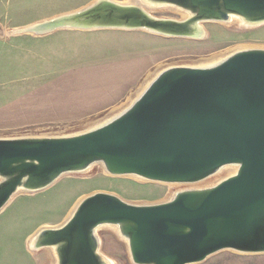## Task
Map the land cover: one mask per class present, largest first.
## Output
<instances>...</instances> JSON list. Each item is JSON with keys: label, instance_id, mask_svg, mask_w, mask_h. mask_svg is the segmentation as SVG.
Masks as SVG:
<instances>
[{"label": "water", "instance_id": "1", "mask_svg": "<svg viewBox=\"0 0 264 264\" xmlns=\"http://www.w3.org/2000/svg\"><path fill=\"white\" fill-rule=\"evenodd\" d=\"M136 1L94 0L21 31L105 28L197 39L203 22H264V0ZM145 5L181 17H156ZM200 62L160 69L129 103L83 131L0 137V211L17 193L96 163L110 175L192 184L143 204L93 191L62 223L38 228L31 249H49L53 264H112L97 234L109 227L133 264H194L220 250L264 253V48ZM229 167V175L202 184Z\"/></svg>", "mask_w": 264, "mask_h": 264}, {"label": "rangeland", "instance_id": "2", "mask_svg": "<svg viewBox=\"0 0 264 264\" xmlns=\"http://www.w3.org/2000/svg\"><path fill=\"white\" fill-rule=\"evenodd\" d=\"M91 1L94 0H0V137L73 134L89 128L110 113V109H106L82 118L56 121L30 117L31 114L22 109L23 101L63 72L96 63L147 56L149 68L132 81L126 95L116 103L118 105L159 63L167 62L169 66L195 64L201 57L224 53L231 48H264V22L249 27L237 23L203 22L205 36L197 39L169 38L147 30L105 28H65L41 34L21 31ZM150 13L156 17H181L171 9H156ZM71 129L74 130L69 131ZM71 174H63L45 189L17 193L0 211V264H53L49 249L34 251L30 248L27 243L30 236L38 228L62 223L76 200L93 191L114 193L124 201L143 204L165 201L178 189L192 185L110 175L100 163L92 165L87 173ZM215 179L210 177L202 184ZM97 234L100 253L111 259L112 264H133L126 242L113 229L100 227ZM194 264H264V253L220 250Z\"/></svg>", "mask_w": 264, "mask_h": 264}, {"label": "crops", "instance_id": "3", "mask_svg": "<svg viewBox=\"0 0 264 264\" xmlns=\"http://www.w3.org/2000/svg\"><path fill=\"white\" fill-rule=\"evenodd\" d=\"M149 66V58L145 56L63 72L25 97L22 109L30 117L51 121L98 114L116 105L132 81Z\"/></svg>", "mask_w": 264, "mask_h": 264}, {"label": "bare ground", "instance_id": "4", "mask_svg": "<svg viewBox=\"0 0 264 264\" xmlns=\"http://www.w3.org/2000/svg\"><path fill=\"white\" fill-rule=\"evenodd\" d=\"M124 2L123 3H138L136 0H123ZM140 4H142V2L140 1ZM144 8L148 11V12H152V11H155V9H151L150 7H148V6H144ZM225 23H227V24H230V23H237V24H240L238 21H235V20H233V21H230V22H225ZM240 25H242V24H240ZM234 49H228V51H225L224 53H213V54H211V56H209V57H201V58H199L200 60H201V62L200 63H207V64H210L211 62H213V61H215V60H218L220 57H222L224 54H227V53H229V52H231V51H233ZM166 66H169L168 64H167V62L166 63H159V64H157L156 65V68L154 69V70H151V71H148V74H146V77H145V79H143L144 81L136 88V89H134V90H132L131 92H129L130 93V95L127 97V99L124 101V102H122L121 104H118V105H115V106H112V108L110 109V113L111 112H114V111H117L118 109H120V108H122L124 105H126L127 103H129V101L135 96V94H136V92H138L139 91V89L141 88V86L145 83V82H147L148 80H149V78L150 77H152L155 73H157L160 69H162V68H164V67H166ZM79 122V121H78ZM97 122V121H96ZM95 122V123H96ZM73 126V125H72ZM74 129H71V130H69V131H73ZM66 133H68V132H66ZM92 168V166L91 167H89L87 170H86V173L90 170ZM234 170V168H231V167H229V168H224V169H222L221 171H219V172H217L216 173V175H214V176H212V178H216V179H219V178H221L222 176H226V175H229V173L230 172H232ZM72 175V174H71ZM75 175V174H74ZM137 178V177H136ZM140 179V178H139ZM216 179L214 180V181H216ZM77 201V200H76ZM75 205V204H74ZM74 207V206H73ZM72 207V208H73ZM71 209V208H70ZM71 212V211H70ZM69 212V213H70ZM114 230V229H113ZM115 233H116V230H115ZM118 235V234H117ZM32 238H33V235H31L30 236V238H29V241L27 242V243H29V242H31V240H32ZM29 245H30V243H29ZM52 253H51V251H50V255H51ZM52 256V258H53V255H51ZM54 259V258H53ZM112 263H113V261H111Z\"/></svg>", "mask_w": 264, "mask_h": 264}]
</instances>
